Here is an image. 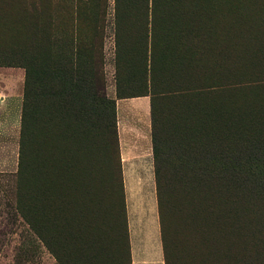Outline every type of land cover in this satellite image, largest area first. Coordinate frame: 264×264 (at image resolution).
<instances>
[{"label": "rangeland", "instance_id": "rangeland-1", "mask_svg": "<svg viewBox=\"0 0 264 264\" xmlns=\"http://www.w3.org/2000/svg\"><path fill=\"white\" fill-rule=\"evenodd\" d=\"M17 3L0 0V55L10 61L15 60ZM168 6L175 19L187 20L186 28L207 33L196 48L208 50V60H225L214 76L218 83L161 100L158 186L155 175L122 172L113 135L98 125L93 134L74 138V170L59 173V163L49 159L38 182L47 184L51 201L46 223L51 248L15 206L25 70L0 65V264H125L127 213L134 264H164L163 257L161 263L147 257L138 220L142 203L148 207L153 199L157 208V197L167 264H254L256 237L264 239V197L239 186L243 178L264 177V0H179ZM52 14L68 19L63 10ZM114 21V0H108L102 69L110 98L117 84ZM62 30L69 33L68 26ZM124 67L121 87L129 83L133 90L127 93L142 90L136 65ZM199 69L203 72V63ZM33 124L35 146L44 144L53 154L56 146L64 147L55 119L51 139L37 144L38 105ZM35 151L39 162L42 152ZM63 160L72 162L67 155ZM144 186L148 191L142 193ZM116 230L125 233L116 237Z\"/></svg>", "mask_w": 264, "mask_h": 264}, {"label": "trees", "instance_id": "trees-1", "mask_svg": "<svg viewBox=\"0 0 264 264\" xmlns=\"http://www.w3.org/2000/svg\"><path fill=\"white\" fill-rule=\"evenodd\" d=\"M63 1L18 0L17 21L15 19L18 26L13 49L15 60L10 61L6 55H0V65L16 64L25 70L15 206L47 248H51L46 227L50 219L48 209L51 201L48 199L47 184L39 183L38 176L47 169L49 159L53 157V162L59 163V173L74 170L76 163L72 158H75L73 154L78 149L73 142L74 138L93 134L98 125L109 129L110 135H113L121 169L116 101L106 95L102 69V35L106 26L108 0H65L61 5ZM178 1L114 0L116 97L150 95L156 186L160 176L159 145L163 141L159 128L162 117L161 100L177 97L179 93L183 96L184 92L211 88L218 83L214 76L219 74L221 67L226 64L225 60L221 61L218 57L208 60V50L196 48L198 43L206 41L207 33L203 36L194 31L195 26L186 28L187 20L174 18L175 13L168 5L174 6ZM55 10L65 11L68 19L55 18L52 14ZM122 15L123 21L120 19ZM190 20L193 19L188 21ZM66 26L69 33L62 30ZM129 62L136 65L141 72L143 87L137 92L127 93L133 86L128 83L121 87L120 81L126 73L124 66ZM202 63L203 72L199 69ZM209 67L210 70L207 69ZM36 105L40 110V129L37 130L36 137L38 145L41 139L43 143H46L48 137L51 139L53 120L60 121L55 130L62 137L64 147L56 146L54 154L53 151L46 153L44 144L37 147L33 143L36 135L33 124ZM38 148L42 152L39 162L35 151ZM170 152L173 151H165ZM64 155L72 160L70 164L66 165ZM239 187L244 188L246 193L264 197L262 176L243 178ZM157 211L163 259L164 264H167L158 197ZM55 220L58 224V219ZM125 225L124 233L128 246V252L125 251L124 255L125 264H131L126 214ZM121 234V231L116 230V237ZM254 264H264V239L257 237Z\"/></svg>", "mask_w": 264, "mask_h": 264}, {"label": "crops", "instance_id": "crops-1", "mask_svg": "<svg viewBox=\"0 0 264 264\" xmlns=\"http://www.w3.org/2000/svg\"><path fill=\"white\" fill-rule=\"evenodd\" d=\"M114 98L116 101V124L122 172H128L133 177L152 178L154 177V166L150 95L122 98L115 96ZM147 186L149 187V185ZM145 191H148V188L144 186L142 187V193ZM141 207L138 217V220H142L139 221L141 241L144 243L147 257L152 258L153 263H161L163 254L161 241H158V239L160 240V229L157 208L153 199L148 207H145L144 203ZM148 212H150V215ZM127 222L131 264H134L130 239L131 220L128 213ZM152 246L155 247L154 250Z\"/></svg>", "mask_w": 264, "mask_h": 264}]
</instances>
